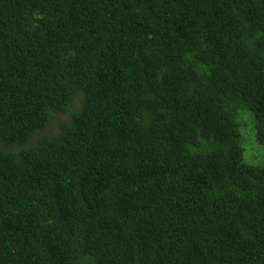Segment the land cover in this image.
<instances>
[{
    "label": "trees",
    "instance_id": "trees-1",
    "mask_svg": "<svg viewBox=\"0 0 264 264\" xmlns=\"http://www.w3.org/2000/svg\"><path fill=\"white\" fill-rule=\"evenodd\" d=\"M0 264H264V0H0Z\"/></svg>",
    "mask_w": 264,
    "mask_h": 264
},
{
    "label": "rangeland",
    "instance_id": "rangeland-1",
    "mask_svg": "<svg viewBox=\"0 0 264 264\" xmlns=\"http://www.w3.org/2000/svg\"><path fill=\"white\" fill-rule=\"evenodd\" d=\"M32 141H34V139ZM7 146H10V145H7Z\"/></svg>",
    "mask_w": 264,
    "mask_h": 264
}]
</instances>
